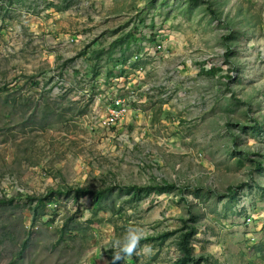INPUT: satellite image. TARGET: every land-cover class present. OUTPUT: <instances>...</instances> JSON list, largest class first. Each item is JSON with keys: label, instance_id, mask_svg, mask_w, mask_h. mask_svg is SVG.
<instances>
[{"label": "rangeland", "instance_id": "obj_1", "mask_svg": "<svg viewBox=\"0 0 264 264\" xmlns=\"http://www.w3.org/2000/svg\"><path fill=\"white\" fill-rule=\"evenodd\" d=\"M41 99L62 115H33ZM163 182L103 210L62 194L35 221L23 198L0 206V264H173L175 235L141 239L190 214L195 256L264 264V0H0V200Z\"/></svg>", "mask_w": 264, "mask_h": 264}, {"label": "trees", "instance_id": "obj_2", "mask_svg": "<svg viewBox=\"0 0 264 264\" xmlns=\"http://www.w3.org/2000/svg\"><path fill=\"white\" fill-rule=\"evenodd\" d=\"M137 32L136 28L133 30V32L128 33L123 37V39H115L113 41V46L117 45L121 42L124 44L125 42V47L124 48H129V42L130 40H127L126 38H133L134 33ZM121 44V45H122ZM230 52L229 49L226 50V55ZM102 53V51H96L94 53L95 56H99ZM122 59V60H121ZM120 60H117V64H122L121 62H126L125 57H121ZM72 59H68L64 61V63L70 62ZM109 61L114 63L113 59H108ZM96 65L93 66L92 70L93 73L92 75L95 76L96 70H95ZM221 71L220 67H213L205 72L208 74H214L216 72ZM227 80H231L232 76H226ZM35 86H40V80L35 79L33 82H31ZM34 113L33 115H41V120H47L48 118H57L62 115V110L59 109V107H54L51 105L50 100L48 99H41L37 104L34 106ZM176 185L174 183H168V182H163L160 184L156 185H125V186H110V187H105L104 189H99V190H90L87 188H82V187H75L71 188L68 187L66 189L59 190V189H53L50 188L44 195L36 196V195H28V194H18V196L15 197H10L7 200H0V206H7V205H12L13 201L16 198H23L24 199V206L27 207L28 211L31 214V221H35L38 217L43 216L44 209L48 204L52 202V199L57 198L59 195L64 194L68 198H70L73 202H77L81 198H89L92 207L94 210H103L102 209V204L107 200V198L113 194V192L116 191V195H125L129 201L132 202H139L142 200L144 197H147L151 195L152 193H157V194H162V193H169L176 189ZM189 187H180L178 190L180 191V194L182 195L185 190H187ZM202 189L201 187H196L194 188L195 190V195L198 194V191ZM231 190V189H230ZM226 195H221V197H224ZM17 205V203L15 204ZM68 225L67 223H63L60 227V229L57 231L59 233L58 241L63 239V237L66 234H70L72 231L76 230L79 231V226H73L71 229L67 228ZM197 233V228H196V219L195 216L190 214V217L188 220H182V224L179 228L177 229H172L169 231H164L158 235H156L153 238H146V239H141V242L144 240H158L159 243H162L169 237L175 235L176 238V249L178 252V256L176 257L175 261L173 264H200V263H205V264H210L208 263V259L203 256H195L193 244H192V238L196 235ZM25 236H29L30 232L26 231L24 232ZM27 238L23 239L20 243V247L16 253L15 257L22 258L23 253L26 249L27 245ZM134 245H129L125 246L124 250L122 251V254L129 253L132 254L134 252ZM110 264H118V259H115L113 262Z\"/></svg>", "mask_w": 264, "mask_h": 264}, {"label": "built area", "instance_id": "obj_3", "mask_svg": "<svg viewBox=\"0 0 264 264\" xmlns=\"http://www.w3.org/2000/svg\"><path fill=\"white\" fill-rule=\"evenodd\" d=\"M157 47H160V45H158ZM124 112H125V108L123 107V104H121L118 100H116L114 102L112 110L103 119L102 124L103 125L113 124L116 120L122 117Z\"/></svg>", "mask_w": 264, "mask_h": 264}]
</instances>
